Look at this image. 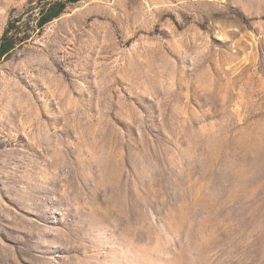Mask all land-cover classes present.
Returning <instances> with one entry per match:
<instances>
[{
  "label": "rangeland",
  "instance_id": "rangeland-1",
  "mask_svg": "<svg viewBox=\"0 0 264 264\" xmlns=\"http://www.w3.org/2000/svg\"><path fill=\"white\" fill-rule=\"evenodd\" d=\"M0 0V264H264V0Z\"/></svg>",
  "mask_w": 264,
  "mask_h": 264
},
{
  "label": "trees",
  "instance_id": "trees-1",
  "mask_svg": "<svg viewBox=\"0 0 264 264\" xmlns=\"http://www.w3.org/2000/svg\"><path fill=\"white\" fill-rule=\"evenodd\" d=\"M79 0H39L37 7H32V15L36 18L37 28L42 31L44 26L59 17L69 3ZM20 19L11 20L0 38V60L8 55L17 45L29 38L27 32H22Z\"/></svg>",
  "mask_w": 264,
  "mask_h": 264
}]
</instances>
